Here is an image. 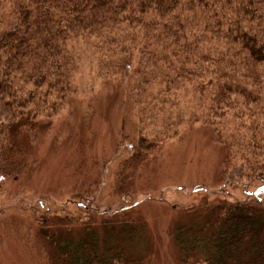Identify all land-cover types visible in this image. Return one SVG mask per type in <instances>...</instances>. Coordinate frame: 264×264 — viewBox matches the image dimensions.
I'll list each match as a JSON object with an SVG mask.
<instances>
[{"label": "trees", "instance_id": "1", "mask_svg": "<svg viewBox=\"0 0 264 264\" xmlns=\"http://www.w3.org/2000/svg\"><path fill=\"white\" fill-rule=\"evenodd\" d=\"M8 2L10 18L0 7V107L9 127L0 130V173L6 160L14 169L25 165V158H13L21 123L30 130L16 137L29 150L34 120L72 101L79 60L69 43L90 39L102 48L103 38L116 35L120 58L112 67L99 59L101 78H122L135 62L143 83L157 80L191 103L188 126L197 124L225 154L219 182L229 172L240 180L229 168L236 157L264 184V0ZM144 143L140 148L150 147ZM209 206L199 222L192 214L198 223L179 226L184 252L205 264H264L262 214L249 204ZM109 234L100 239L90 230L74 239L51 233L46 241L44 234L43 254L47 264H144L113 246Z\"/></svg>", "mask_w": 264, "mask_h": 264}, {"label": "rangeland", "instance_id": "2", "mask_svg": "<svg viewBox=\"0 0 264 264\" xmlns=\"http://www.w3.org/2000/svg\"><path fill=\"white\" fill-rule=\"evenodd\" d=\"M8 1L0 7L10 18ZM117 43L116 35L103 38L102 48L90 39L69 43L79 60L72 101L34 120L29 150L16 137L30 130L21 123L12 155L25 158V165H1L0 264H47L44 234L45 241L51 233L77 239L90 230L100 239L110 233L113 246L144 264H205L184 252L179 226L198 223L209 205L221 201L249 204L264 222V184L257 173L235 157L229 168L240 180L229 172L218 181L223 149L197 124L188 126L193 107L181 93L157 80L143 83L135 62L122 78H101L99 59L112 67L120 58ZM3 111L0 130H7ZM144 141L150 147L140 148Z\"/></svg>", "mask_w": 264, "mask_h": 264}]
</instances>
